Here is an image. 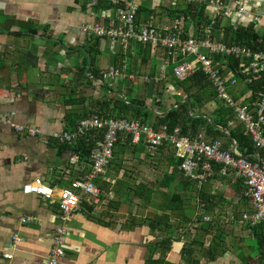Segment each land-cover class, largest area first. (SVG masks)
I'll list each match as a JSON object with an SVG mask.
<instances>
[{
	"label": "crops",
	"instance_id": "obj_1",
	"mask_svg": "<svg viewBox=\"0 0 264 264\" xmlns=\"http://www.w3.org/2000/svg\"><path fill=\"white\" fill-rule=\"evenodd\" d=\"M118 1L138 3L139 10L146 8L157 21H163L173 18L170 11L184 10L189 0ZM100 3L96 8L89 0H0V264H44L54 247L56 228L67 233V248L58 264H206L203 249L192 243L199 235L196 227L186 223L178 228L185 221L158 209V204L167 199L157 191L151 194L149 204L142 206L143 200L134 189L146 184L135 183L132 172L121 163L113 162L105 176L95 181L101 192L99 198L81 204L68 216H63L57 200L51 203L33 192L39 185L56 191L71 189L74 180L91 171L90 159L78 157L50 135L71 129L69 114L80 116L93 111L96 102L119 95L110 94L107 85L95 76L112 66L109 42L99 39L100 53L95 55V38L81 32L86 23H109L106 8H98ZM142 14L136 17L137 24L145 20ZM186 22L192 30L193 22ZM85 50L94 55L92 66ZM129 54L135 56V52ZM161 55L156 53L157 68L162 63ZM244 87L237 80L235 91L240 97L247 94ZM7 120L35 129L39 135L19 133ZM128 150L131 160L143 156L165 161L163 174L179 172L173 164L176 157L172 149L169 153L159 150L147 154L143 147L128 146L122 153ZM227 180L225 192L231 197L234 178ZM158 181L154 180L155 186ZM214 184L221 186L220 181ZM163 192L171 196L173 188ZM242 204L239 214L249 210L246 201ZM230 214L235 216L234 212ZM161 215L169 216L168 225L153 233L151 220ZM22 218L33 220L23 223ZM227 223L230 225L223 229L225 253L207 264H264V246L255 249L247 243L255 241L251 230ZM210 237H205L204 249ZM163 239H169L168 249L162 247ZM256 250L258 254H254ZM5 255H11V259Z\"/></svg>",
	"mask_w": 264,
	"mask_h": 264
},
{
	"label": "built area",
	"instance_id": "obj_2",
	"mask_svg": "<svg viewBox=\"0 0 264 264\" xmlns=\"http://www.w3.org/2000/svg\"><path fill=\"white\" fill-rule=\"evenodd\" d=\"M89 1L93 7H97L99 2L110 4L105 10L109 23L83 24L81 32L85 36L107 40L110 44L109 57L115 56L119 50L124 55L132 53L138 45H148L155 52H161L162 63L157 69L159 73L154 78L141 79L149 84L163 81L167 85L165 66H171L172 75L180 82L200 70L210 81L216 100L232 111L233 119L229 126L233 123L240 124L258 151L250 161L239 152L235 141L226 144L222 139L209 140L204 131L190 137L182 135L179 128L170 132L165 126L156 129L133 118L103 117L94 114L79 120L71 129L50 135V138L59 144H71L87 133H100L101 137L96 141V146L89 156L92 162L91 171L74 180L71 189L56 191L50 186L39 185L33 192L51 203L57 200L63 216L76 212L83 203L89 204L97 200L101 192L95 181L105 176L115 146L121 138L131 147H143L147 154H156L161 147L169 146L175 157L180 160L179 173L183 178L193 181L197 189H201L215 174L214 166L219 167L218 175L226 179H242L246 189L243 196L238 197L233 204L239 205L244 200L249 210L241 212L238 217L230 214L226 221L235 223L238 227L248 228L264 222V155L259 153L264 150V90L256 96L249 92L243 97L236 94L237 80L224 59L233 57L238 61L236 72L241 76L243 84L249 85L257 76L264 74V52L226 43L223 33L225 27L236 29L249 25H253L256 32H263L264 0H208L205 10L210 24L196 30H190L183 18L173 17L171 20L157 21L153 14L137 24L138 3H121L118 0ZM171 1L175 3L177 0ZM189 2L190 0L186 4ZM216 25L218 30L214 29ZM216 55L223 60L215 62L213 56ZM126 65L124 60L120 68L111 66L102 70L98 81L102 85L115 86L116 90L119 82L136 83L139 79L126 73ZM166 87L165 93L169 95V86ZM120 89L118 88V91ZM234 91L236 95L233 94ZM178 96L183 98L184 94L179 93ZM119 98L128 103L125 96L119 95ZM156 101L163 102V99L158 98ZM153 109L156 114H161L156 106ZM6 123L19 133L30 137L39 135L35 129L15 126L8 120ZM225 134L228 135V131H225ZM199 210L200 213L196 214L202 217L203 222H211L215 218L214 212L206 211L200 205ZM32 220L21 219L23 223ZM194 221H197L196 217ZM66 235L63 228L55 229L54 247L44 264H58L67 248ZM15 241L20 239L15 238ZM5 258L11 259V255H5Z\"/></svg>",
	"mask_w": 264,
	"mask_h": 264
},
{
	"label": "trees",
	"instance_id": "obj_3",
	"mask_svg": "<svg viewBox=\"0 0 264 264\" xmlns=\"http://www.w3.org/2000/svg\"><path fill=\"white\" fill-rule=\"evenodd\" d=\"M207 5L208 0H191L186 5L184 10H173L170 11L169 14L171 17L183 18L186 21L193 22V30H196L202 26H208L210 24V20L205 10ZM101 6L107 9L110 7V4L108 2H102L99 4L98 8H101ZM141 13H143L142 17L145 19L152 14V12L148 9L141 8L140 10L138 9L136 17L140 16ZM214 29L218 30L219 27L216 25L214 26ZM223 33L224 42L226 43L238 44L249 47L254 51L264 52V31L261 33L256 32L253 25L239 27L236 29H233L232 27H225ZM95 40L97 43L96 48L98 49H96L95 55H98L100 53L98 44L99 39L95 38ZM85 51L89 54L90 66H92L94 55H92L88 50ZM134 52L135 56L139 55L144 57L142 62L145 63L147 61H151L153 67L149 75L145 77L154 78L157 74V67L155 64L157 52L152 50V48L148 45H138ZM110 58L112 67L120 68V66H122V62L125 60L127 62L125 69L126 73L133 75L138 79L143 78L140 76L141 74L138 69L131 68V59L134 58V55L132 56L129 53L124 55L122 54V51L119 50L115 56H111ZM213 59L217 63L221 62L220 60H223L217 55L213 56ZM224 59L226 60L229 70L234 72L236 80L241 81V76L236 72L238 61L233 57H227ZM95 76L96 79L99 80L100 73L98 74L96 72ZM153 84H159V82L151 84L143 82L141 96L137 98L136 95H134L133 99L126 98V101L128 102L127 104L119 97L112 96L110 99H106L102 102H96L93 111L81 114L80 116H77V114L73 112L67 116L68 125L70 128H73L78 121H76L78 117L81 120L96 114L103 117L133 118L142 124L151 125L156 129L165 126L170 132H172L175 128H179L182 135L190 137L196 136L200 132L202 133L204 131L206 138L209 140L223 138L227 140L226 144H230L232 141H235L239 152L244 154L248 160H253L252 156L258 150L254 148L250 137L240 124L233 123L229 126V123L233 119L232 111L224 108L223 105L216 100L210 81L200 70L194 72V74H192L189 78L181 82L173 78L172 87L175 91H182L184 97L180 98L175 102V104L173 103L169 107H164L163 102L156 101L158 98L163 99V96L165 95L167 89L165 82L161 83V91H156L155 95H151L152 97L149 99L147 98V89ZM104 85H107L110 94L114 93L115 86H110L109 84ZM244 90L246 93L249 92L253 96L262 92L264 90V74L257 76L251 84L245 85ZM206 102L207 105L205 107H211L209 113H200V109ZM154 106L161 111V114H156L153 109ZM225 131H228V135L225 134ZM100 137V133L90 132L79 137L74 143L61 145L68 147L76 155H78V157L89 159L90 153L96 146V141L99 140ZM128 146L129 144L127 141H123L119 138L115 146L112 159H117L120 153L124 151V148ZM115 150H121V152L117 154ZM160 151H166L169 153L171 148L165 145L160 148ZM259 153L264 155V150H260ZM174 155H172V157ZM172 159H174L173 164L175 167L180 165V160L177 158ZM112 162L113 161L111 160L109 166ZM214 171L215 174L206 181V185L204 184L201 189H197L196 184L193 181L183 178L179 172L176 175L170 174L166 171L164 172L161 180L156 183L157 191L162 193V196L167 199L165 201L162 200L158 204V209L177 214L185 221L184 223L196 227L199 235L194 237L192 243L193 245L198 246L199 249H203L206 264L216 260L225 253V249L223 248L225 234L223 227L220 225V220L223 216L222 207L225 204L230 205V202L223 198L225 195H223L222 192L217 193V191L210 189V187H213L212 184L216 180L222 181L226 179L220 174L218 175L219 167L214 166ZM170 188H173V192L171 193V196L166 197L163 189ZM232 188L233 192L240 198L243 196L246 189L244 181L240 178L235 179L234 182H232ZM153 192L154 188H150L144 184H140L134 189V193H136L138 197L142 198L145 205L149 204L150 196ZM143 197H145V199H143ZM192 199H195L197 202L196 208L199 209L200 205L206 211L214 212L215 218L211 222L205 223L202 221V217L196 214V211L191 217L190 214L186 215V209L191 210L189 206ZM238 212L239 210L234 212L235 217L238 216ZM194 217L197 218L196 222L194 221ZM168 221L169 216L167 217L166 215H161L157 218L154 217L150 223V230L154 233L155 230L159 229L162 225L167 226ZM225 223L229 224L227 222ZM169 229L171 230V227H169L168 230ZM249 229L253 234L258 249H262L264 246V222ZM206 236L211 237L208 248L204 249L203 243ZM169 243V239H163L161 245L163 248L168 249Z\"/></svg>",
	"mask_w": 264,
	"mask_h": 264
},
{
	"label": "rangeland",
	"instance_id": "obj_4",
	"mask_svg": "<svg viewBox=\"0 0 264 264\" xmlns=\"http://www.w3.org/2000/svg\"><path fill=\"white\" fill-rule=\"evenodd\" d=\"M102 56H105V54L103 53ZM145 56V55H144ZM144 57H141L139 55L137 56H134V58L131 59V68H135V69H138L139 72H140V76L142 77H145L147 75H149V73L151 72V69H152V63L151 61H147V62H142ZM159 68V67H158ZM156 68V69H158ZM164 74L165 76L167 77L168 81H167V85L166 86H169V95L165 93V96H163V104H164V107H169L171 106V104H173V101H177V99H179L180 97L178 96L179 93H182V91H179V93H173L174 88L172 87V84H173V75L171 74L172 73V69H171V66H165L164 67ZM159 72H157L158 74ZM82 80H85L84 77H81ZM163 82V81H162ZM162 82H159V84H153L151 85L150 87H148L147 89V98H151L152 96L151 95H155L156 91H161L162 90V87H161V83ZM142 86H143V81L141 79H139L136 83H132V82H124L122 83V87L120 86V92L115 90L114 92H118L120 93L119 95H123L125 96L127 99H133L134 98V95H136V97H140L141 94H142ZM119 88V87H118ZM123 92H122V91ZM122 93V94H121ZM236 93H239L238 91ZM177 94V95H176ZM118 94H116V96L118 97L119 96ZM207 105V102L202 106V108L200 109V113H204V114H208L209 111H210V108L211 107H205ZM131 157V153H130V150L127 151V153L125 154H120L117 159L114 158V160H112L113 162L115 163H121L122 167H125L126 169H128L127 171L129 172H132V177L134 179V182H143L145 183L147 186L151 187V188H154V191L156 192L157 191V188L155 186V184L153 183L154 180L158 179L160 180L162 178V174H163V169H164V165H165V161L161 162L157 159H146L147 157H141L139 156L138 159L136 160H131L130 159ZM112 162V164L114 165V163ZM116 165V164H115ZM134 170V171H132ZM218 181V180H216ZM219 182V181H218ZM228 180H222L220 181V185L219 184H212V188L210 187L211 190H214V191H217L218 192H222L223 195V198L230 202V205H227L225 204L223 207H222V211H223V217L225 216V214H230L231 212H236L240 207L241 205L243 206L242 204V201L239 203V205H234L233 203H235V200L238 199V195H236L233 190L231 192H229V194H231V197L229 195H226L225 194V191L227 190V186H228ZM158 192V191H157ZM159 193V192H158ZM229 198V200H228ZM158 203V201H156ZM196 200L195 199H192L191 200V203H190V209H186L185 213L186 215L187 214H190V217L192 215H194L195 211L197 213H200V210L198 208H196L197 204H196ZM141 205L143 206L144 203L141 202ZM237 206V207H235ZM198 209V210H197ZM221 218L220 220V225L223 227V229H227L226 227V219L225 218ZM186 225V223H179V226H184ZM227 225H230V224H227ZM183 229V228H181ZM178 230V229H177ZM234 237V235H233ZM233 237H231L233 239ZM230 238V239H231ZM250 246H253L255 249H257V245H256V242L254 240H251V241H248L247 242ZM254 254H258V250H256V252H254Z\"/></svg>",
	"mask_w": 264,
	"mask_h": 264
},
{
	"label": "water",
	"instance_id": "obj_5",
	"mask_svg": "<svg viewBox=\"0 0 264 264\" xmlns=\"http://www.w3.org/2000/svg\"><path fill=\"white\" fill-rule=\"evenodd\" d=\"M72 154H74V153L72 152Z\"/></svg>",
	"mask_w": 264,
	"mask_h": 264
}]
</instances>
